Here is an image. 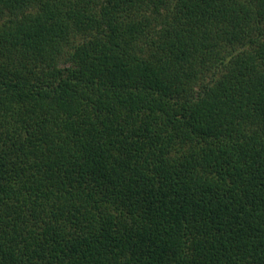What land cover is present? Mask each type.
<instances>
[{
	"label": "trees",
	"instance_id": "16d2710c",
	"mask_svg": "<svg viewBox=\"0 0 264 264\" xmlns=\"http://www.w3.org/2000/svg\"><path fill=\"white\" fill-rule=\"evenodd\" d=\"M0 264H264V0H0Z\"/></svg>",
	"mask_w": 264,
	"mask_h": 264
}]
</instances>
